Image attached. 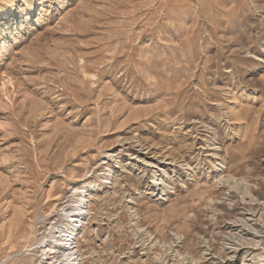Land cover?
Listing matches in <instances>:
<instances>
[{
	"label": "rangeland",
	"instance_id": "obj_1",
	"mask_svg": "<svg viewBox=\"0 0 264 264\" xmlns=\"http://www.w3.org/2000/svg\"><path fill=\"white\" fill-rule=\"evenodd\" d=\"M78 189L79 264H264V0H0V264Z\"/></svg>",
	"mask_w": 264,
	"mask_h": 264
},
{
	"label": "bare ground",
	"instance_id": "obj_2",
	"mask_svg": "<svg viewBox=\"0 0 264 264\" xmlns=\"http://www.w3.org/2000/svg\"><path fill=\"white\" fill-rule=\"evenodd\" d=\"M107 179V177H105ZM90 196L88 189H78L77 194L73 201H71L70 211L63 210L61 223L53 227L51 232L48 233L47 241L41 244L43 259L41 264H79L81 260V253L78 249V241H74L71 250L65 248L66 236L69 234L71 237L75 236L76 225L73 222L79 220L80 217L85 216L82 225L87 219L89 214ZM76 233V240H78L80 234ZM39 245V243H38ZM34 248V247H33ZM37 249V248H36Z\"/></svg>",
	"mask_w": 264,
	"mask_h": 264
},
{
	"label": "built area",
	"instance_id": "obj_3",
	"mask_svg": "<svg viewBox=\"0 0 264 264\" xmlns=\"http://www.w3.org/2000/svg\"><path fill=\"white\" fill-rule=\"evenodd\" d=\"M70 211V210H69ZM84 217L85 216H82V217H80V219L79 220H76V219H74L75 221L73 222V224L74 225H76V227H75V236L74 237H71V235L69 234L68 236H66V245H65V248L69 251V250H71V247H72V245H73V242L74 241H77L76 240V233H78V230H80V228H82V222H83V220H84Z\"/></svg>",
	"mask_w": 264,
	"mask_h": 264
}]
</instances>
